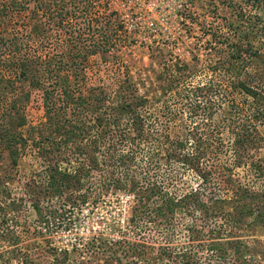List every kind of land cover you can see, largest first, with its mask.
I'll return each instance as SVG.
<instances>
[{
	"label": "rangeland",
	"instance_id": "obj_1",
	"mask_svg": "<svg viewBox=\"0 0 264 264\" xmlns=\"http://www.w3.org/2000/svg\"><path fill=\"white\" fill-rule=\"evenodd\" d=\"M100 1L93 0L90 5L95 9L91 8L89 15L100 11ZM102 1V4L106 3ZM228 1L230 0H108L107 8L118 13L124 32L118 34V42L109 52H97L87 57L82 69L83 83L80 92L90 102L86 103L89 109H85L84 113L92 117L104 115L102 91L110 88L108 92H112L113 88L116 89L124 81L129 83L128 91L122 93L124 98L133 99V95H136L147 99L139 109L136 124L130 122L125 125L124 119L118 127H111L113 132H116V128L123 130L125 136L121 140L123 142L117 140L119 137H114L117 140V154L123 158L134 155L135 159L131 163L128 157L125 165L122 162L117 164L115 172H112L115 179L110 178V181L105 179L107 174L104 170L82 172L79 177L84 187L82 190H73V195L86 191L88 185L92 198L86 200L81 208L73 207V211H69L71 214L65 217L55 221L49 218V226L35 221L39 216L32 200L27 196V191L30 190L27 184L35 185L37 194L33 201L41 199L40 208L48 211L49 205L55 206L56 199L49 194L51 190L47 182V163L58 159L57 169L66 174H74V170L83 168L84 163L70 151L54 152L48 156L51 157L49 161L41 158L37 150L41 145L49 147V144L37 141L41 134H47L53 110H46L42 88L33 87L28 77H20L12 70L0 67L3 76L13 85L11 94L0 99V106L7 107L10 99L17 95V99H22L18 104L19 114L11 119V124L19 132L16 147L10 150L4 145L0 146V204L5 207L9 217L0 222V234L3 235L8 229L20 237L17 245L10 246L0 236L2 259H8V264H19V257H14L10 251L14 247L16 251L27 242L30 247L22 250L33 253L36 249L46 248L48 244L57 249H69L72 245L98 235L103 239H123L124 245L133 243L138 249H143L144 253L133 257L130 264H182L180 255L185 251L194 254L190 257L191 262L186 264H213L208 262L211 261L207 249L210 241L208 230L215 229L223 238L230 235V230L228 225H223L222 217L202 219L194 206L196 204L183 200L195 190H201L202 176L195 168L180 162V153L193 155L195 148H203L204 144L210 143L211 150L201 154L200 167L205 169L219 163L230 168L229 175L239 183L255 190L264 188V179L249 166L250 160L264 162V137H258L259 140H254L253 144L249 143L244 154L246 158L243 157L244 162L236 163L234 131L250 133L255 139L257 135H261L263 125L256 117L257 106L254 105L252 95L246 94L244 89L239 91L231 87L235 77L224 66L231 51L229 43L233 40L229 23H236L239 18V6L235 7L236 10ZM236 1L243 9L244 20L264 27V8L252 6L242 0ZM29 6L30 9L34 8V3L31 2ZM30 14L29 9L20 10L8 16L6 22L0 25L1 57L6 59L14 55L15 59L22 60L37 56L39 61H43L46 53L60 50L55 41L58 33H36L32 28L33 18ZM73 21L72 19L70 22ZM225 37L228 38L227 42ZM251 41L256 49L264 50V31L256 32ZM253 65L261 70L260 63L254 62ZM181 66H186L187 69L180 72ZM254 66L247 67L245 74L240 77L245 80V85L254 86L252 89L259 92L264 87V78L259 77ZM37 69L40 71L45 67L39 66ZM59 73L63 75L64 72L61 70ZM47 82L58 83L55 80ZM57 89L55 96L61 94L60 98H63L62 89L59 86ZM187 94L193 99L190 107ZM76 105L78 104H68L64 111L55 110L56 117L75 116L85 119L83 112L78 111L82 106L75 108ZM210 111L211 116L204 114ZM93 122L95 120H86V125ZM141 127L143 135L139 132ZM95 136V132L91 133V138ZM214 150L217 153H213ZM81 157L84 158L83 155ZM97 157L100 164L98 154ZM127 167L129 171L126 177ZM132 177L137 179L138 185L143 186L142 190L150 184L146 183L147 180L155 183L154 204L140 201L138 193L129 190L127 183ZM116 180L121 181V186L115 184ZM207 191L206 194L209 193ZM42 193L49 200H42ZM210 193L220 197L225 194L229 196L221 185L212 188ZM167 199L173 201L172 211L167 209ZM12 201L22 203L21 209L30 223L31 233L23 230L22 221L15 224L10 219L13 216L10 208ZM38 203L40 204V200ZM144 205L149 207L146 211ZM154 209H161L162 215L168 214L171 225L161 224L156 227L147 216L153 215ZM229 209L230 205L227 203L220 211ZM59 221L62 223H58ZM221 224L223 226L218 227ZM5 225L7 228L4 229L2 226ZM194 226L202 232L199 239L193 240L191 228ZM239 235L243 240L250 244L256 243L264 250L262 227L253 226L247 235ZM122 256L123 254H118L122 264H127L128 259ZM78 259L81 258L77 253H71L66 258V264H75ZM0 264L6 263L0 259Z\"/></svg>",
	"mask_w": 264,
	"mask_h": 264
},
{
	"label": "trees",
	"instance_id": "obj_2",
	"mask_svg": "<svg viewBox=\"0 0 264 264\" xmlns=\"http://www.w3.org/2000/svg\"><path fill=\"white\" fill-rule=\"evenodd\" d=\"M242 1L252 6L264 8V0ZM31 2L34 3V8L32 9L29 6ZM92 2L93 0H0V25L5 23L6 18L13 13L29 9L31 11L30 17L33 18L32 28L36 33L42 35H49L51 32L58 33L55 41L60 50L56 53H46L45 60L43 61H39L37 56L18 60L12 55L5 59L0 54V67L2 66L5 69L12 70V72L20 77H28L33 87L42 88L44 91L46 110L48 112L53 110V116L49 118L47 134H41L37 141V143H48L49 147L48 145H41L37 153L42 159L49 161L51 157L48 156L54 152L70 151L73 155L76 154V159H82L84 163L83 168L80 167L77 171L74 170V174H66L57 169L56 162L58 159H55V162L49 161L47 163L46 170L49 173L47 182L51 190L49 194L54 195L53 199H56L54 201L55 206L49 205L50 208L48 211L40 208V205L42 206L41 199L33 201L35 200L37 190H35L34 184H27L30 188L27 191V196L32 200L34 210L39 216L35 221L46 226H49V218L55 221L61 217H65L71 214L69 211H73L76 208L75 206L81 208L84 205L83 203L86 204V200L92 198L90 196L92 192H89L90 187L88 185H86V191H81L73 195V190L80 188L82 190L84 187V183L79 177L82 172L86 170L87 172L88 170H104L107 174L104 176L105 179L110 181V178L115 179L112 172H115L117 164H121L122 162L125 165L126 158L128 157L131 163L134 162V155H127V157L123 158L122 155L117 154L115 148L116 142L117 140L123 142L121 140H124L125 136L123 130L116 128V132H113L111 127L112 125L114 128L118 127L124 119L125 125L130 122L132 124L135 123L139 115V109L147 102L145 97H138L136 95H133V99L124 98L122 93L128 91L127 87L129 86V83L124 81L116 89H112V92H114L113 96H111L112 92H108L110 88L102 91L104 96H101V102H105L104 115L92 117L88 116V113H84L85 109H89L86 103H90L87 99L85 100L82 92H80L83 83L81 76L85 60L93 53L99 52L104 54L109 52L116 45V42H118V34L124 32V25L119 19L118 13L112 10L109 11L107 8L108 0H104L106 2L104 4L101 3L103 2L101 0L100 4L102 7L100 6V11L96 13L92 11L93 14L89 15L91 12L90 9H95L93 5H90ZM235 2L238 1H228L232 8L239 6L240 10L235 8L239 15L236 23H229L233 40L229 43L231 51L229 59L224 66L225 68L227 67V72L230 71L231 74H234L235 79H232L231 87L239 91L244 89L246 94L252 95L254 105L257 106L255 107L257 111L256 117L260 119L259 122L263 125L261 135H257L255 139H253L250 133L234 131L236 163L241 164L244 162L243 157L246 158L244 154L248 149L249 143L253 144L254 140L258 139V137H264V87L257 92L252 89L254 86L245 85V80L240 77V75L243 76L245 74L247 67L254 66V62H258L261 64V70L259 71L255 66L254 68L259 73V77L264 78V50L256 49L251 41L256 32L264 31V27L256 26L251 21L244 20L243 9L239 3L237 4ZM72 19L74 20L73 23L70 22ZM224 39L227 42L228 38L225 37ZM39 66H43L45 69L39 71L37 69ZM186 69V66H181L180 72ZM61 70L64 72L63 75L59 73ZM50 80H55L58 83L47 82ZM9 82L3 76V70L0 69V99H5L11 94L13 85ZM46 82L48 83L47 86L45 85ZM58 86L62 89L64 96L63 98L61 97L62 99L60 98L61 94L58 97L55 96V91L58 90ZM17 97L18 95L12 97L10 99V105L7 107L0 106V146L4 145L5 147H9L10 150L16 147V143L19 140V132L11 124V119L16 118L15 116L19 114L18 104H20L19 102L22 99H17ZM187 98L190 99L188 102L190 107L193 105L191 104L193 99L188 94ZM73 103L78 104L75 108L79 105L82 106L80 108L81 111H78L83 112L85 119L75 116L69 118L56 117L57 110L64 111L68 104ZM259 103L260 105H258ZM211 112L204 114L211 116ZM86 120H95V122L86 125ZM66 127L69 128L66 129ZM93 132L96 133V136L91 138V133ZM139 132L141 133L140 135H143V127L140 128ZM116 136L119 137L117 140L114 139ZM181 145L182 143L180 142ZM210 147L211 144L207 143L204 144L203 148H195L193 155L180 153V158L178 157L183 165H190L198 170L202 176L201 190H195V192L184 197L183 200L196 204L194 206L202 219H209L210 217L216 216L222 217L224 220L223 225H228L230 230V235L225 236L226 238H223L222 234L215 229L208 230L210 241L207 249L211 256V261L208 262H213V264H225L228 262H230L229 264H264L263 247H259L256 243L250 244V242L243 240L240 237L241 235H239L240 233H246L247 235L253 226L262 227V232H264V188L255 190L253 187L239 183L233 176L229 175L230 168L224 167L219 163L213 164L205 169L200 167L201 154L203 151L211 150ZM213 153H217L216 150ZM97 154L101 160L100 164ZM249 166L257 175L264 179L263 161L250 160ZM125 171V176L127 177L129 168H125ZM107 176L108 178H106ZM128 182L129 190L136 191L140 201H148L154 204V192H156L154 191V182L147 180L146 183H150L148 184L149 187L147 186L149 188L148 191H146L147 188L142 190L143 186L138 185V181L134 177L129 179ZM115 184L121 186V181L116 180ZM0 185H2L1 179ZM220 185L224 187L225 193L229 194V196L225 194L223 197H220L219 195L216 196L215 193H210L212 188L220 187ZM206 190L210 194H206ZM40 198L44 201L49 200L44 193H42ZM38 200H40V204ZM227 203H229L230 209L224 212L220 211L222 206ZM21 204L20 202L16 203L14 201L10 203V208L13 211V216L10 219L15 224H19L22 221L24 225L23 230L31 233L30 223L27 217L25 218L26 215H24L21 209ZM166 204L167 209L172 211L173 201L167 199ZM143 207L144 211L149 208L147 205ZM160 210L154 209L153 215H147L148 218L155 223L156 227H159L161 224L165 226L171 225L168 214L162 215ZM0 215V222L9 219L5 207L1 204ZM162 217L163 219H161ZM249 218L251 219L249 220ZM58 223L62 222L59 221ZM223 225H218V227H222ZM2 227L5 229L7 225ZM35 232L39 233L37 229H35ZM201 232L200 228L192 227L191 236L193 240L194 238L199 239ZM0 236L10 246L17 245L20 240V237L12 234V231L8 229L3 235L0 234ZM124 243L125 240L123 239L110 240L95 235L85 241H81L80 244L72 245L69 249H57L48 244L46 248L36 249L33 253H30L24 251V249L22 250V248L28 249L30 247V243L27 242L21 248L18 247L16 251L14 250L16 247H14L10 252L14 257H19L17 258L19 264H66V258L71 253H77L81 258L75 264H122L118 254H123L122 257L127 258V264H130L133 257L144 253V250L138 249L135 244L124 245ZM180 256V263L186 264L188 261L191 262L190 257L194 256V254L185 251ZM0 259L6 264L10 262L8 259L7 261L6 259H2V254H0Z\"/></svg>",
	"mask_w": 264,
	"mask_h": 264
}]
</instances>
